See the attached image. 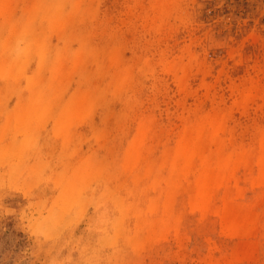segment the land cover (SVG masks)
<instances>
[{
	"label": "rangeland",
	"instance_id": "1",
	"mask_svg": "<svg viewBox=\"0 0 264 264\" xmlns=\"http://www.w3.org/2000/svg\"><path fill=\"white\" fill-rule=\"evenodd\" d=\"M0 264H264V0H0Z\"/></svg>",
	"mask_w": 264,
	"mask_h": 264
}]
</instances>
